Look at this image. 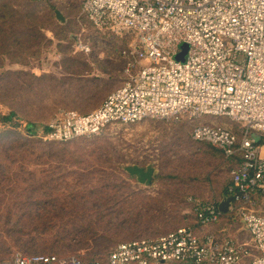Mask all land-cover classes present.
I'll return each instance as SVG.
<instances>
[{
    "label": "rangeland",
    "instance_id": "rangeland-1",
    "mask_svg": "<svg viewBox=\"0 0 264 264\" xmlns=\"http://www.w3.org/2000/svg\"><path fill=\"white\" fill-rule=\"evenodd\" d=\"M42 1L0 0V11L6 3L20 12L34 7L39 28L8 56L0 54V263L17 252L104 259L119 242L194 226L193 200L217 202L206 191L230 180L233 162L193 141L189 120L114 123L96 137L67 142L42 137L59 109L88 113L120 86L119 52L129 42L95 29L81 14L82 0ZM16 20L11 26L22 31ZM11 112L12 123L3 122ZM199 122L240 129L225 117ZM132 164L153 166V183L126 173L123 167ZM253 208L264 214V203ZM208 229L249 240L236 219Z\"/></svg>",
    "mask_w": 264,
    "mask_h": 264
},
{
    "label": "built area",
    "instance_id": "built-area-1",
    "mask_svg": "<svg viewBox=\"0 0 264 264\" xmlns=\"http://www.w3.org/2000/svg\"><path fill=\"white\" fill-rule=\"evenodd\" d=\"M80 7L95 29L128 36L124 78L88 113L56 111L42 137L88 138L146 119L192 121L193 141L239 158L227 212L249 240L209 230L222 219L218 204L193 200L194 226L119 242L103 261L17 252L0 264H264V214L253 208L264 203V0H82ZM77 47L89 51L80 40ZM205 117L239 124V136L199 122Z\"/></svg>",
    "mask_w": 264,
    "mask_h": 264
},
{
    "label": "trees",
    "instance_id": "trees-1",
    "mask_svg": "<svg viewBox=\"0 0 264 264\" xmlns=\"http://www.w3.org/2000/svg\"><path fill=\"white\" fill-rule=\"evenodd\" d=\"M31 1L35 2V3H38L40 0H31ZM40 3L41 2H39V4ZM2 8H3V10L0 11V54H5V55L8 56V53L11 52L10 49L13 48V46L16 47V48H19L20 45H22V41H23V36L24 35H26V37H27L28 35L30 36L31 33H36V32L39 31V28H37V26H35L33 24V23H36V20H38V15L34 11V7H32V6L31 7H25V11L24 12H20L19 10L12 9L10 6L7 5V3L4 4L2 6ZM16 18L22 20V21H19L20 23H24V28H23L22 31L16 30V29H14L11 26L13 22H17ZM119 55H120V52H119ZM120 58L122 60V69H123V58L121 57V55H120ZM12 116H13V113L11 112L8 115L2 116L1 119H2L3 122L12 123ZM189 122H192V121H189ZM192 123H194V122H192ZM112 124H114V123H112ZM109 125H111V124H109ZM109 125H107V126H109ZM194 125H195V123L193 124V126ZM214 125L217 126V127L230 129V128L222 126V125H217V124H214ZM31 126H32V124H27V126H26L28 134H32V131H34V130L31 129ZM233 132L237 136H239V132H235V131H233ZM93 137H96V136H93ZM88 138H91V137H88ZM74 139H76V138H74ZM71 140H73V139H71ZM67 141H70V140H67ZM67 141H56V142H67ZM195 142H197V141H195ZM201 143H206V144L212 146L213 148L217 149L222 154V152H221V150L219 148H217V147H215V146H213V145H211V144H209L207 142H201ZM222 156H223V154H222ZM235 158H238V157L234 156V157L231 158L232 160L226 159V158L225 159L230 161V162H233V159H235ZM238 160H239V158H238ZM153 179H154V167H153V174H152V177H151V181H150V183L148 185H145V186L151 185L153 183ZM231 184H232V180H231V176H230V180L224 186H221V184L218 185L217 189L220 188L218 196L219 197L221 196V201L225 197L229 196L228 188L230 187ZM219 197L216 198V200H218ZM208 201H211V200H208ZM192 204H193L192 206L194 208L195 203L192 202ZM193 215H194V211H193ZM221 217L229 220L230 219V214L228 212L221 213ZM138 238H141V237H138ZM54 255H56V254H54ZM77 258H79V257H77ZM105 258L104 259H95V258H89V259L85 258V259H83V258H79V259L103 261V260H105Z\"/></svg>",
    "mask_w": 264,
    "mask_h": 264
},
{
    "label": "water",
    "instance_id": "water-1",
    "mask_svg": "<svg viewBox=\"0 0 264 264\" xmlns=\"http://www.w3.org/2000/svg\"><path fill=\"white\" fill-rule=\"evenodd\" d=\"M56 16L62 20L59 12L56 11ZM182 50L177 54L176 59L183 60L186 45L182 44ZM124 171L128 173L130 176H134L136 181L140 184L148 185L151 181V177L153 174V167L151 165H146L145 167H140L138 165L132 164L123 167ZM230 203V198L225 197L218 205V208L221 213L227 212L228 206Z\"/></svg>",
    "mask_w": 264,
    "mask_h": 264
},
{
    "label": "crops",
    "instance_id": "crops-1",
    "mask_svg": "<svg viewBox=\"0 0 264 264\" xmlns=\"http://www.w3.org/2000/svg\"><path fill=\"white\" fill-rule=\"evenodd\" d=\"M230 160H232V159H230ZM238 161H239L238 158L233 159V168H232V169H234V168L236 167ZM230 172H231V171H230ZM230 176H231V174H230ZM219 189H220V188L216 189L215 191L212 190V191H209V192L206 191V196H205V197H208L209 199H210V197H211V198L214 199V197H216V196L219 195ZM217 202H218V203H217ZM217 202H215V203H217V204L219 205V203L221 202V196L219 197V199L217 200Z\"/></svg>",
    "mask_w": 264,
    "mask_h": 264
}]
</instances>
